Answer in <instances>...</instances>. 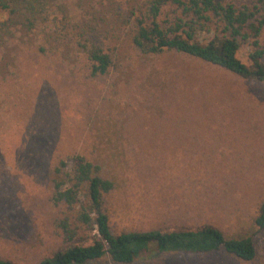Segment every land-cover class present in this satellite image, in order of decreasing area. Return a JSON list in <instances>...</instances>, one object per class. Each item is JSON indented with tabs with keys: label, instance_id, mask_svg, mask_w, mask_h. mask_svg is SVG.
<instances>
[{
	"label": "rangeland",
	"instance_id": "obj_1",
	"mask_svg": "<svg viewBox=\"0 0 264 264\" xmlns=\"http://www.w3.org/2000/svg\"><path fill=\"white\" fill-rule=\"evenodd\" d=\"M47 1L45 22L0 48V260L38 264L63 249L56 224L70 215L52 203L49 174L80 156L113 184L103 199L112 233L208 225L254 248L247 262L217 251L131 264H264V229L252 223L264 201V83L173 51L141 54L122 4L101 10L89 31L54 33L61 10L72 28L75 2L98 11L104 2ZM172 16L165 7L158 22ZM256 41L264 63V32ZM251 44L236 52L244 65ZM81 45L109 55L105 75L90 76ZM80 234L88 233L78 232L76 244ZM87 264L114 263L103 256Z\"/></svg>",
	"mask_w": 264,
	"mask_h": 264
},
{
	"label": "trees",
	"instance_id": "obj_2",
	"mask_svg": "<svg viewBox=\"0 0 264 264\" xmlns=\"http://www.w3.org/2000/svg\"><path fill=\"white\" fill-rule=\"evenodd\" d=\"M99 11L90 3L82 8L75 2L77 23L69 26L72 18L61 10L60 22L53 29L66 33L80 31L83 26L91 30V24L101 18V10L109 14L112 9L123 5L124 17L131 30L130 43L141 54L157 55L162 51L181 53L213 67L229 72L242 79H254L264 83L263 52L258 48L257 38L264 32V0H102ZM49 6L47 0H0V48L15 31L25 33L45 18ZM173 9L175 16L158 22L163 8ZM129 17L133 18L128 21ZM76 20V21H77ZM75 22V20H74ZM61 32V31H59ZM46 37L52 31H40ZM84 33L82 32V35ZM199 35H205L203 39ZM248 39L253 51L249 54V65L239 62L235 55L239 45ZM89 63L91 77L103 76L111 68L107 53L93 45L79 46ZM52 186L51 201L61 205L69 213L56 224L60 231L63 249L38 264H87L103 256L114 264H131L145 256L166 253L208 254L217 251L250 261L254 248L250 239L225 237L218 229L201 225L166 231H125L112 233L103 211V199L112 189L110 180L99 175V168L80 156L59 160L49 174ZM253 225L264 229V201L258 206ZM78 232H85L81 244L74 241ZM91 233V234H90ZM264 249V246H263ZM0 264H13L0 260Z\"/></svg>",
	"mask_w": 264,
	"mask_h": 264
}]
</instances>
